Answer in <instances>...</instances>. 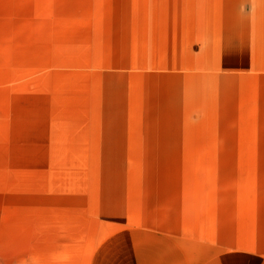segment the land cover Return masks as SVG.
Returning <instances> with one entry per match:
<instances>
[{
  "label": "crops",
  "instance_id": "0c3cea01",
  "mask_svg": "<svg viewBox=\"0 0 264 264\" xmlns=\"http://www.w3.org/2000/svg\"><path fill=\"white\" fill-rule=\"evenodd\" d=\"M123 1L87 64L88 156L115 190L86 220L7 205L0 264H264V172L190 155L191 134L264 116V0Z\"/></svg>",
  "mask_w": 264,
  "mask_h": 264
},
{
  "label": "rangeland",
  "instance_id": "374dc122",
  "mask_svg": "<svg viewBox=\"0 0 264 264\" xmlns=\"http://www.w3.org/2000/svg\"><path fill=\"white\" fill-rule=\"evenodd\" d=\"M132 7L123 0H0V241L7 205L12 220L60 213L86 220L88 204L96 199L101 209L103 195L115 190L118 166L88 156L100 137L89 130L87 64L102 51L101 24L109 21L101 16ZM238 120L232 131L191 134L190 155L264 172V116ZM25 195L43 207L40 214H24Z\"/></svg>",
  "mask_w": 264,
  "mask_h": 264
}]
</instances>
